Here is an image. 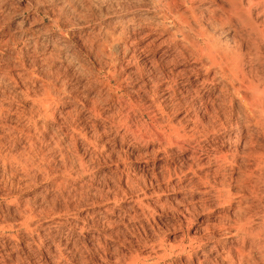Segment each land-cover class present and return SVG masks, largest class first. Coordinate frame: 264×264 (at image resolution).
I'll return each instance as SVG.
<instances>
[{
    "label": "rangeland",
    "instance_id": "rangeland-1",
    "mask_svg": "<svg viewBox=\"0 0 264 264\" xmlns=\"http://www.w3.org/2000/svg\"><path fill=\"white\" fill-rule=\"evenodd\" d=\"M189 1L0 0V264H264V187L247 197L246 179L236 173L230 183L226 169L219 200L203 199L165 180V165L185 169L182 151L166 157L155 140L134 136L186 127L191 108L200 137L212 110L225 119L220 86L206 113L195 83L178 82L170 97L172 76L191 58L146 46L183 24L175 41L191 51L184 22L231 46L250 79L264 76V2ZM236 134L219 137L221 152L230 155ZM247 150L238 147L235 172ZM247 224L261 239L242 247L231 234Z\"/></svg>",
    "mask_w": 264,
    "mask_h": 264
},
{
    "label": "bare ground",
    "instance_id": "bare-ground-1",
    "mask_svg": "<svg viewBox=\"0 0 264 264\" xmlns=\"http://www.w3.org/2000/svg\"><path fill=\"white\" fill-rule=\"evenodd\" d=\"M258 1L260 4L264 2V0H254V2L257 3ZM250 3L252 2L250 1L249 4ZM190 7L191 6H189V9ZM234 7L236 6L234 5ZM236 10H238V7ZM198 22L199 21H194L193 24H190L189 22L188 23L184 22V24L186 25L185 27L194 35V37L192 36L193 39L191 40V49H192L191 51L185 52L186 49L180 46L175 41V33L181 34L184 30L183 24L176 26L175 32L171 34L169 33L170 35L168 34L169 37L167 36L168 37L167 40L163 41L162 39V42H159L158 45H156V42L158 40L154 38L150 40L146 46L159 48L162 45L168 44L170 45V47L174 48L173 49L167 47L168 52L171 49L173 51L176 50L178 54L177 56L181 60H185L186 57H189L192 60L193 65H189L187 68L184 67L183 69L180 70V72L178 71L177 74H174V76H172L171 78L172 84L168 85L167 87V89L171 92V94L169 93V91L166 92L167 94L166 98L169 96V94L171 95L170 96L171 98L173 97L174 93H176L175 90L173 89V86H177L178 82L182 84L183 88L188 83H195L192 86L195 93L194 95L199 102L200 110L206 113L208 111L207 102L215 94V91L217 90V86H220L218 90L219 94L225 95V97L227 98L226 101L227 104L225 103L227 107V112L226 111L221 112V114L224 115L225 118L224 121L220 120L221 117V116L219 117L220 112H218L215 109L212 110V112L209 113V116L211 117V123L209 124L210 129L208 135L209 134L210 135L208 136L207 134L206 135L204 134V136L202 135V137H200L198 136L199 127H201L202 124L199 126L200 120L198 119L197 113L196 111H193L191 108L188 111H186L185 117L187 119L184 122L186 123L185 125L186 127L183 126L180 128H176L174 126H169L167 132L166 131L161 132L155 129L153 131L150 130L151 132L149 131L150 133L148 134L137 135L138 133L137 134L135 133L134 134L135 139L143 143H146L149 139L155 140L159 145V152L165 155L166 157L169 156L172 148H175L183 152L186 161V167L184 170L181 169L179 170L180 171L179 173H176L174 171V168H170L166 165L163 167V171H165V174L167 176L165 180L170 181L174 177L177 184L180 186L179 187L177 185L179 188L187 189L188 191L196 190V192L200 194L203 197V199L212 198L215 200L216 199L219 200L222 194L220 193V190L217 187L216 180L217 178H219L220 174L223 171L229 169L230 178L229 177L228 178L230 183L235 179L234 175L237 173L238 175H240L241 178L243 177L244 179H246L245 181L246 190L247 188L249 189V193H246L248 194L247 197H257L259 195V192L261 193L262 191L261 187H264V149L262 150L254 149V146L256 145L260 146L259 144H257L255 138L261 137L262 141H264V87H261V85L264 86V76L261 75L262 77L258 78L260 80L256 79L257 81L250 79L246 74L247 72L244 71L242 60L240 59L241 56L239 54H236V51L232 49L231 46L229 47L227 44L224 43L221 44L219 41L212 40L209 36L204 34L205 32L203 33L202 28L200 27ZM216 22L219 23V25H223L225 21L223 19L222 20L219 19L216 20ZM157 25L155 26V29L159 27ZM162 26L163 23L160 24L161 28ZM234 30L235 28L230 31L232 32ZM164 31L166 30H163L162 33L161 32L158 33L159 34L158 37H162L164 35L163 34ZM148 35L149 34L147 33L146 36ZM199 42H202V44H200ZM161 55L165 57L166 52L162 53ZM168 57L169 56H167V58ZM257 57H260L261 60L260 63L261 65H264V54L262 55L259 54ZM198 69L201 70L202 72L201 74L198 73L197 71ZM202 89H204L203 93H201ZM233 106H237L236 107L237 110H234L235 107L233 108ZM250 128H254L256 133L255 135L249 133ZM128 129L129 127L126 124H124L123 132L125 134L129 133ZM233 132L237 133L235 135V140L233 141L234 149L229 152L230 155H227L226 154L227 152H221L222 148L224 147V142H221L222 139L220 141L219 137L222 134H226L227 136L226 138H228L227 141L230 142ZM246 135L248 137L247 141L245 140V138L247 139V137H245ZM209 137H212L213 141L207 145L208 146L207 148H201V143L202 142L208 143L207 140ZM135 139L133 138V140ZM191 143H193L192 146L190 145ZM239 146H241L242 148L246 147V150L247 147H251L249 148V150H247V153H244L245 151L243 152L244 156L240 154L241 158H243V161L241 162L242 163L241 166L242 169H244L243 170L244 172L241 171L235 172L234 170V167H236L235 169H238V163L236 160L239 158V151H240V150L238 151ZM262 148H264V145H262ZM240 193L243 192L240 191ZM243 196L244 197H240L239 200L242 201L245 199V193L243 194ZM26 218L24 219L28 221L29 219ZM240 226L235 228L234 233L231 234L232 235L231 239H234L235 243L236 240L237 242L240 241L241 242L240 244L243 247L245 246L244 244L247 241L249 242V244L251 243L253 245L254 242L257 243L256 241L261 239L260 238L261 233L254 232L253 231L254 229L253 230L251 229L250 224L244 225L243 227ZM229 247L230 246H228V248Z\"/></svg>",
    "mask_w": 264,
    "mask_h": 264
}]
</instances>
